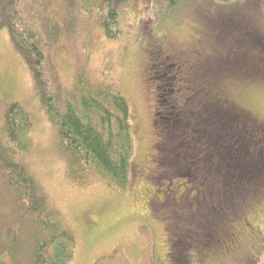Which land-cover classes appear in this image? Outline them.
Wrapping results in <instances>:
<instances>
[{"label": "trees", "instance_id": "16d2710c", "mask_svg": "<svg viewBox=\"0 0 264 264\" xmlns=\"http://www.w3.org/2000/svg\"><path fill=\"white\" fill-rule=\"evenodd\" d=\"M30 1L0 0V30H8L56 127L66 178L81 188L105 182L130 189L136 148L129 100L119 88L93 80L86 67L89 40L80 41L83 27L86 35L92 24L109 39L120 38V10L129 0H34L42 24L32 17ZM156 1L134 2L143 33L155 29ZM161 1L175 16L190 6L189 0ZM195 2L194 17L207 26L195 42L152 36L139 49L152 122V169L145 180L161 197L149 203L169 213L173 224L167 230L172 264H191L194 254L232 256L243 246L240 225L257 212L264 216V121L240 101L244 89L264 86L259 15L254 0ZM217 2L241 6L222 10ZM173 11L164 17L170 21ZM62 54L84 58L65 89L56 65ZM32 125L19 102L8 105L0 121V264H69L75 234L24 159Z\"/></svg>", "mask_w": 264, "mask_h": 264}, {"label": "rangeland", "instance_id": "374dc122", "mask_svg": "<svg viewBox=\"0 0 264 264\" xmlns=\"http://www.w3.org/2000/svg\"><path fill=\"white\" fill-rule=\"evenodd\" d=\"M195 1L198 0H189L190 6L177 16L173 11L175 8L169 9L167 1H156L158 9H154L153 14V9L151 11L155 29L150 26L145 33L141 32L139 6L135 0H129L120 10V38L109 39L96 24L87 28L86 35L84 27L82 29L81 43L84 36L89 40L86 67L90 76L119 88L131 106V130L136 150L132 160L133 183L128 190L105 182L81 188L66 178V164L56 127L42 109L32 74L14 52L8 30H0V121L7 106L15 102L25 106L32 115L30 148L24 153V159L75 234V253L69 264H172L167 230L173 224L167 218L169 213L148 201L160 202L161 197L145 180L152 169V122L145 104L141 79L144 55L140 50L147 48L152 36L167 35L186 45L195 42L207 28L198 22L197 14L194 17ZM36 5L37 2L30 1L31 15L42 24L44 14H38L40 9ZM215 6L230 11L241 5L217 2ZM254 7L259 15L255 29L264 36V0H254ZM167 11H173L170 21L164 17ZM179 16L185 18L177 25ZM83 63L84 58L79 59L76 55L59 56L56 65L64 89L72 85L76 71ZM240 101L264 121V86L252 91L244 89ZM206 187L209 188L208 183ZM211 187L213 190V185ZM213 204L220 206L219 200H213ZM258 213L240 225L243 246L235 254L226 259L194 254L191 264H239L245 257H253L256 264H264V216Z\"/></svg>", "mask_w": 264, "mask_h": 264}, {"label": "flooded vegetation", "instance_id": "af4514ba", "mask_svg": "<svg viewBox=\"0 0 264 264\" xmlns=\"http://www.w3.org/2000/svg\"><path fill=\"white\" fill-rule=\"evenodd\" d=\"M149 202H151L150 200H148Z\"/></svg>", "mask_w": 264, "mask_h": 264}]
</instances>
